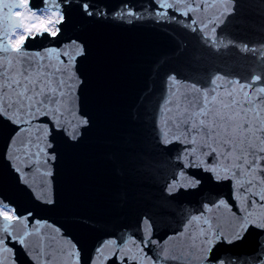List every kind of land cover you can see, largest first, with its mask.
Here are the masks:
<instances>
[{"label":"snow or ice","instance_id":"obj_1","mask_svg":"<svg viewBox=\"0 0 264 264\" xmlns=\"http://www.w3.org/2000/svg\"><path fill=\"white\" fill-rule=\"evenodd\" d=\"M245 0H0V264H264V35ZM186 40L121 119L132 33ZM264 32V29H262Z\"/></svg>","mask_w":264,"mask_h":264},{"label":"water","instance_id":"obj_2","mask_svg":"<svg viewBox=\"0 0 264 264\" xmlns=\"http://www.w3.org/2000/svg\"><path fill=\"white\" fill-rule=\"evenodd\" d=\"M247 23L234 25V31L250 32L253 42L261 39L264 32V0H245ZM168 29H145L132 33L133 44L127 56L128 72L120 99L121 119L128 130H138V120L149 122V113L156 104L159 88V75H163L168 66L174 65L181 52L188 46L174 33L171 35L180 44L173 48L166 38Z\"/></svg>","mask_w":264,"mask_h":264}]
</instances>
